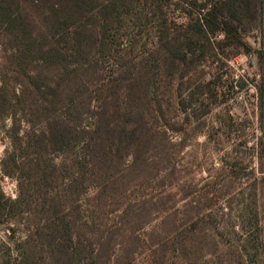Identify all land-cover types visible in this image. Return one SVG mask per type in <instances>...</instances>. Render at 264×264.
<instances>
[{
  "label": "trees",
  "instance_id": "obj_1",
  "mask_svg": "<svg viewBox=\"0 0 264 264\" xmlns=\"http://www.w3.org/2000/svg\"><path fill=\"white\" fill-rule=\"evenodd\" d=\"M189 3L177 25L155 0H0V173L18 189L0 186V223L25 225L12 264H264L257 216L228 246L178 216L189 187L173 135L187 117L174 120L172 89L211 52L249 53L243 20L264 27V0ZM127 22L130 42L153 22L146 52L121 47ZM257 61L264 97V44Z\"/></svg>",
  "mask_w": 264,
  "mask_h": 264
},
{
  "label": "rangeland",
  "instance_id": "obj_2",
  "mask_svg": "<svg viewBox=\"0 0 264 264\" xmlns=\"http://www.w3.org/2000/svg\"><path fill=\"white\" fill-rule=\"evenodd\" d=\"M189 1L155 0V4L169 19L183 25L189 12H196ZM195 1L199 5L217 0ZM152 23L144 25L131 42L128 39L134 30L131 22L125 23L121 47L131 56L146 52L152 40ZM258 25L243 20L244 39L252 47L249 53L230 47L225 56L211 52L201 64L191 65L183 84L177 78L172 84L176 92L173 118L181 124L187 117L183 128L173 135L175 141L183 138L186 144L175 149L174 161L179 181L189 187L186 200L176 206L177 214L185 219L202 217L198 228H208L227 246L236 240L233 226L237 230L241 217L246 219L249 213L264 221V97L258 90L261 72L257 61V50L264 44V27ZM179 87L186 112L178 103ZM9 124V120L0 122V162L9 143L3 125ZM233 160L237 166L232 165ZM0 186L7 197L16 198L15 178L0 173ZM187 202L190 205L184 206ZM24 238L22 217L0 223V264H12L17 257L15 246Z\"/></svg>",
  "mask_w": 264,
  "mask_h": 264
},
{
  "label": "built area",
  "instance_id": "obj_3",
  "mask_svg": "<svg viewBox=\"0 0 264 264\" xmlns=\"http://www.w3.org/2000/svg\"><path fill=\"white\" fill-rule=\"evenodd\" d=\"M210 4V3H209Z\"/></svg>",
  "mask_w": 264,
  "mask_h": 264
}]
</instances>
